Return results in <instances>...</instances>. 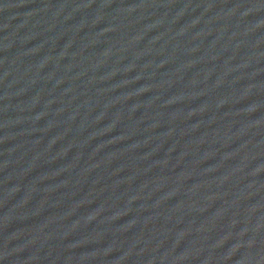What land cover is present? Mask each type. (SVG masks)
I'll return each mask as SVG.
<instances>
[{
	"label": "water",
	"instance_id": "water-1",
	"mask_svg": "<svg viewBox=\"0 0 264 264\" xmlns=\"http://www.w3.org/2000/svg\"><path fill=\"white\" fill-rule=\"evenodd\" d=\"M0 264H264V0H0Z\"/></svg>",
	"mask_w": 264,
	"mask_h": 264
}]
</instances>
